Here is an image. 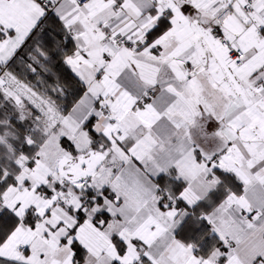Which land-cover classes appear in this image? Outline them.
<instances>
[{"label": "snow or ice", "instance_id": "snow-or-ice-1", "mask_svg": "<svg viewBox=\"0 0 264 264\" xmlns=\"http://www.w3.org/2000/svg\"><path fill=\"white\" fill-rule=\"evenodd\" d=\"M0 264H264V0H0Z\"/></svg>", "mask_w": 264, "mask_h": 264}]
</instances>
